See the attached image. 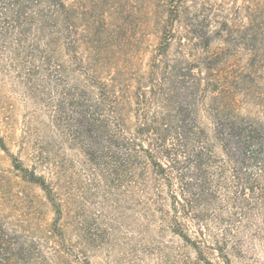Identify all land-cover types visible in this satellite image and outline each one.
<instances>
[{"label":"trees","instance_id":"trees-1","mask_svg":"<svg viewBox=\"0 0 264 264\" xmlns=\"http://www.w3.org/2000/svg\"><path fill=\"white\" fill-rule=\"evenodd\" d=\"M78 1L0 0V52L22 61L27 88L55 94L44 134L26 143L32 166L0 135L13 170L43 190L54 233L72 194L60 173L37 168H62L71 150L107 199L115 188L138 189L199 260L241 264L247 242L264 243V0L248 1L243 25L215 24L208 2L166 0L146 69L128 43L112 64L116 51L99 28L88 55L80 50L95 23ZM12 181L0 172V192ZM34 244L0 208V264L28 262Z\"/></svg>","mask_w":264,"mask_h":264},{"label":"rangeland","instance_id":"rangeland-1","mask_svg":"<svg viewBox=\"0 0 264 264\" xmlns=\"http://www.w3.org/2000/svg\"><path fill=\"white\" fill-rule=\"evenodd\" d=\"M248 1L189 0V3H211L206 8L211 9L217 25L223 19L243 25L248 22ZM85 3L88 19L95 27L83 37L87 42L80 50L88 55L99 28V37L106 41V47L116 51L112 64L119 56V60L125 58L121 49L128 43V49L132 50L129 54L146 69L159 43L157 23L166 0H86ZM232 51L246 61L245 50ZM18 61L0 52V135L15 154L32 166L26 143L36 142L44 134L52 120L55 94L43 85L37 91L27 88L23 80L25 70L20 66L22 61ZM67 153L66 158L73 162L66 161L62 168L56 167V161L37 168L47 177L60 173L62 185L72 194L71 204L66 206L68 214L61 217L55 234L52 204L41 188L17 176L11 158L0 148V172L13 180L11 187L0 192V208L11 221L22 222L36 242L31 260L26 263L15 260V264H205L193 248L171 231L163 215L155 210L154 200L148 201L138 189L127 193V186L115 188V194L107 199L106 186L94 181L83 156L77 151ZM162 203L169 207L167 201ZM75 206L77 210L73 212ZM57 229L63 230V236ZM244 251L245 261L241 264H264V243L247 242ZM212 264L222 263L214 259Z\"/></svg>","mask_w":264,"mask_h":264}]
</instances>
